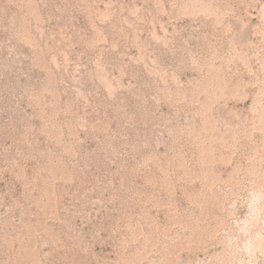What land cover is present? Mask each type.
<instances>
[{
  "label": "rangeland",
  "instance_id": "1",
  "mask_svg": "<svg viewBox=\"0 0 264 264\" xmlns=\"http://www.w3.org/2000/svg\"><path fill=\"white\" fill-rule=\"evenodd\" d=\"M0 264H264V0H0Z\"/></svg>",
  "mask_w": 264,
  "mask_h": 264
}]
</instances>
